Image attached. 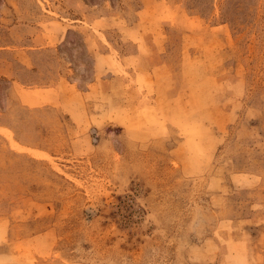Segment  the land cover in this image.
I'll return each mask as SVG.
<instances>
[{"label": "rangeland", "instance_id": "374dc122", "mask_svg": "<svg viewBox=\"0 0 264 264\" xmlns=\"http://www.w3.org/2000/svg\"><path fill=\"white\" fill-rule=\"evenodd\" d=\"M0 264H264V0H0Z\"/></svg>", "mask_w": 264, "mask_h": 264}]
</instances>
